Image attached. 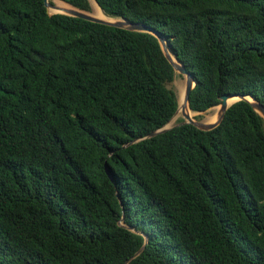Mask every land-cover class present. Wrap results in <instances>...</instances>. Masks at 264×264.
<instances>
[{
	"label": "trees",
	"instance_id": "obj_1",
	"mask_svg": "<svg viewBox=\"0 0 264 264\" xmlns=\"http://www.w3.org/2000/svg\"><path fill=\"white\" fill-rule=\"evenodd\" d=\"M95 2L162 35L191 111L264 107V0ZM174 77L152 34L0 0V264H125L144 236L129 264H264V121L238 101L147 139Z\"/></svg>",
	"mask_w": 264,
	"mask_h": 264
},
{
	"label": "water",
	"instance_id": "obj_2",
	"mask_svg": "<svg viewBox=\"0 0 264 264\" xmlns=\"http://www.w3.org/2000/svg\"><path fill=\"white\" fill-rule=\"evenodd\" d=\"M93 1L95 2V0H93ZM43 3H44V6L46 8V11L49 15L62 14V15H66L69 17L79 18V19H82V20H85L88 22L97 23V24H101V25H105V26H109V27H113V28H117V29H122V30L130 31V32L149 33V34H152L153 36H155L157 38V40L160 44V47L162 49V52H163L165 58L167 59V61L171 64V66L174 70V73L185 77V87H184L183 95L179 99L176 97L177 109H176L174 115L172 116V118L163 127L151 132L145 138H147V139L154 138V137L161 135V134H163V133H165V132H167L173 128H176V127H179L182 125H192L201 131H211V130L215 129L217 126H219L222 119L224 118V115H225L227 109L231 105H233L234 103H236L238 101L248 102L251 105V107L253 108V110L264 121V107L259 102L255 101L254 99H252L251 97H248V96L246 97V96H242V95H223L220 97V104L218 105L219 106L218 119L214 123L208 124V123H204L203 121L192 120L189 116L182 113L181 117H180L181 122L176 124V125L170 126V123L179 115L180 111L184 110L185 107H188L189 110L191 111V109L189 107V96H190V93H191L192 89L194 88L196 82L194 81L193 76L189 72H187L185 67L177 60L176 56L172 53V51L168 45V42L162 37V35H160L158 32H155L152 28H150V27H148L142 23H134V22H130L126 19H122V18H112V17L107 16L103 11L102 12L105 14V16L113 19V21H105V20L99 19V18L95 17L94 15H92L90 12L79 10L77 8L70 6V5H69L70 6L69 9H60L57 6H55L52 2H50V0H43ZM50 10H53V12L51 13ZM167 49H169L170 52L172 53V55L174 56L175 62L172 60ZM231 101H234V102L230 103ZM191 112H193V111H191ZM193 113H195V112H193ZM196 114H199V113H196ZM139 140L140 139L134 140L129 144L136 143ZM106 172L108 173V171H106ZM119 225H122V221L119 222ZM132 231L136 232L134 230H132ZM144 238H145L144 245L141 247L140 250H138V252L133 256V258L138 256L143 251L144 246L147 243L146 236H144ZM133 258L127 260L125 262V264H129Z\"/></svg>",
	"mask_w": 264,
	"mask_h": 264
},
{
	"label": "bare ground",
	"instance_id": "obj_3",
	"mask_svg": "<svg viewBox=\"0 0 264 264\" xmlns=\"http://www.w3.org/2000/svg\"><path fill=\"white\" fill-rule=\"evenodd\" d=\"M54 4H55V6H57L60 9H69L70 8V6L68 4H66L60 0H55ZM90 5H91L90 13L92 15H94L95 17H97L99 19L105 20V21H113V19L105 16V14L102 12V10L98 7V5L93 0H90ZM50 11L53 12V10H50ZM167 51H168L169 55L171 56L172 60L175 62L174 56L172 55L170 50L167 49ZM176 87H177V98L179 99L183 95L184 88H183L182 84H180V83H176ZM232 102H234V101H231L230 103H232ZM210 110H212V113L209 114L203 120L204 123L211 124V123H214L218 119L219 106H216ZM182 113L189 116L192 120H195V118L193 117V114H196V113L191 112L188 107H185L184 110L180 111L179 115L170 123V126L176 124L177 120L180 119Z\"/></svg>",
	"mask_w": 264,
	"mask_h": 264
},
{
	"label": "rangeland",
	"instance_id": "obj_4",
	"mask_svg": "<svg viewBox=\"0 0 264 264\" xmlns=\"http://www.w3.org/2000/svg\"><path fill=\"white\" fill-rule=\"evenodd\" d=\"M50 2H52L54 4L55 0H50ZM89 3H90V0H89ZM176 83L182 84V86L184 88L185 87V77L184 76H181L179 74H175V77H174L173 82L170 83V84H168L166 86L167 89L172 90L175 93L176 97H177V87H176ZM211 113H212V110H208V111H206L204 113L193 114V117L195 118V120L203 121ZM180 122H181V119L177 120L176 124H178ZM176 124H174V125H176Z\"/></svg>",
	"mask_w": 264,
	"mask_h": 264
}]
</instances>
